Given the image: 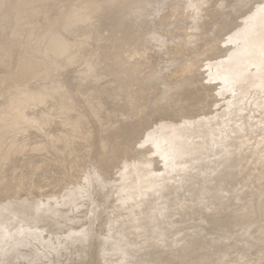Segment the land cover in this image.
Returning <instances> with one entry per match:
<instances>
[{
	"label": "rangeland",
	"instance_id": "1",
	"mask_svg": "<svg viewBox=\"0 0 264 264\" xmlns=\"http://www.w3.org/2000/svg\"><path fill=\"white\" fill-rule=\"evenodd\" d=\"M139 1L0 0L3 20L13 14L10 26L22 25L24 36L13 48L0 44V197L47 201L59 194L69 201L73 219L64 231L27 223L38 233L28 250L35 263L69 244L52 264H136L135 257L137 264H264V165H257L264 164V82L257 69L264 67V46L250 49L246 65L240 58L242 92L218 94L219 81L212 77V65L242 44V38L229 41L234 28L264 0H249L219 34L212 30L228 24L220 14L235 0H154L165 8L153 21L152 11L125 30L129 17L116 20L113 13L126 5L134 9ZM41 30L57 35V48L36 52L28 35ZM116 37L126 46L123 53L111 61L95 58ZM45 42L32 43L42 48ZM23 66L31 71L16 72ZM108 91L117 94L112 102L88 104L104 101ZM141 92L149 96L147 109ZM239 95L247 98L243 107ZM194 127L208 132L202 142L216 150L192 164L182 148L197 138ZM165 132L160 149L172 150L162 158L150 142ZM35 144L38 150L31 149ZM140 153L147 154L150 173L159 174L162 162L168 170L158 175L163 186L148 206L154 208L150 219L127 225L113 209L123 197L121 169ZM227 153L235 154L240 167L220 160ZM11 160L18 164L11 167ZM221 182L229 193L212 197ZM136 209L142 210L134 201L127 213ZM0 264H24L1 239Z\"/></svg>",
	"mask_w": 264,
	"mask_h": 264
},
{
	"label": "bare ground",
	"instance_id": "2",
	"mask_svg": "<svg viewBox=\"0 0 264 264\" xmlns=\"http://www.w3.org/2000/svg\"><path fill=\"white\" fill-rule=\"evenodd\" d=\"M186 2H191L195 5H199L201 3H204L206 0H184ZM218 2V0H215ZM249 0H235V3L231 4L229 6L228 10H225L220 14V16H226L228 19V24H226L225 27L222 28H215L212 30L214 34H219L220 31L225 30L227 27L231 26V22L234 18L239 16V12L241 11V8H246V5L248 4ZM214 3V2H213ZM126 9H124L122 12L119 10L114 11L113 17L114 19L118 20L121 15L127 16L129 20H127V25H125V30L131 28L129 23H131V26H135L134 20H141L147 13L150 15L152 14V11L154 12L153 15L148 16V21L152 22V16H156L161 10L165 8L163 4L160 3V1L154 0H141L137 3L135 6L136 8L131 9L126 5ZM4 12V11H3ZM243 11H241L242 13ZM0 13V29H2L4 34L7 32V35H3L0 37V44L4 45L5 48H13L19 44L20 39L23 36L22 28L23 26H17V27H11L12 20L14 19V15L11 14V17L4 18L1 16ZM10 18V19H9ZM133 20V21H132ZM184 22V21H183ZM186 22V21H185ZM148 24V23H147ZM152 24V23H151ZM141 25V24H140ZM236 24H233L235 26ZM126 26L128 28H126ZM9 28V29H8ZM140 31L143 32L144 26L140 27ZM234 33H232V36L229 41L237 40L238 38H242L241 45L234 46L225 51L220 58L219 61H216L212 65V71H213V78H216L219 81V87H216L214 90L217 91L218 94L222 93L223 91L229 89V88H237L240 90L241 80L243 79V70L244 65L249 63L251 59L253 58L252 51L250 49H253L255 45L262 44L264 46V4L258 8H254L247 16H245L244 21L239 23L233 30ZM129 34V33H127ZM126 34V35H127ZM30 36V37H29ZM57 35L53 33H48L47 31H39L31 35V33L28 35L29 40L31 42V45L34 47L36 52L44 51H52L55 48H57L59 44V40L56 37ZM131 36V34L127 35V37ZM24 37V36H23ZM126 37V36H125ZM42 38H45L46 44L42 46V48H37L35 46V43H32L33 40H40ZM236 38V39H235ZM119 38H110L109 43H107V47L104 49V55L99 54L98 57L95 56L100 61L105 60L106 58L115 60L118 55H121L122 48L126 46H119L120 44L124 43H118L116 40ZM149 40V39H148ZM146 40V41H148ZM143 44V43H142ZM128 48V47H127ZM217 48V47H216ZM215 48V49H216ZM124 49V48H123ZM132 49L130 48L129 51ZM124 51V50H123ZM128 51V49L126 50ZM124 51V52H126ZM128 51V52H129ZM132 51L135 52V49ZM133 52V53H134ZM123 53V52H122ZM131 53V52H130ZM222 53V52H221ZM240 58L243 59L244 62L239 63ZM239 64L241 67H239ZM260 67V66H257ZM256 67V68H257ZM262 67V66H261ZM257 68L258 71H260L261 83L264 82V67ZM31 70H28L23 66V68L16 69V72L19 73H28ZM212 73V72H211ZM91 77V76H90ZM85 80L89 78V76L83 77ZM205 81H208V78L204 79ZM95 81V80H94ZM146 80H143V86H146L147 84ZM182 85H178L176 89L182 88ZM195 87V86H194ZM102 92H105L104 89H102ZM181 92V91H180ZM180 92L176 93V97H174L177 101H179L178 94ZM240 92H242L240 90ZM107 96L104 101H101L98 99L97 103L95 101L88 102L91 106H98L101 103H110L112 102V99H115L117 94L113 93L112 91L106 92ZM188 98L190 97L188 92L183 93ZM140 98L145 104V109H147L150 105L149 96L145 92L140 93ZM161 100V99H159ZM247 98L246 96L239 95L238 103L240 107H243L245 105ZM238 109L237 111H240ZM111 112H113V109H111ZM236 112V111H235ZM169 114V119H170ZM230 121V120H229ZM8 127V126H7ZM11 127V126H10ZM225 126L222 127V129ZM168 133V130L166 131ZM164 133L162 135H157L152 139L150 143H152L153 146H155V151L160 152V156L162 158H166L170 153L172 148L166 150V149H160L161 144L163 143V139L166 136ZM191 133H197V138L194 141L187 140V142H184L183 150L187 153L188 157L192 161L197 162L198 156L204 155V157L207 159L212 156V152H215V145L210 144L209 146L206 145L205 142H202L205 140L206 133L205 131L198 132V129L194 127ZM110 133L109 131L106 132V136L109 137ZM181 136L180 133H177V136ZM178 140V138L176 139ZM147 144H140L139 146L143 149ZM203 145V147H202ZM40 148V145H32V150H38ZM73 153V152H72ZM74 154V153H73ZM199 156V157H200ZM137 159L132 160L130 162V165H125L121 170V193H123V197H121L120 200H118V203L116 204V207L113 209L115 213L116 218H124L126 219L127 225L136 224L139 222H142L146 219H150V213L154 209H151L150 206L152 200V196L158 192L159 188L162 187L159 183V180H157L158 175L165 173L168 168L165 164L162 162V158H160V161L162 162V166L158 168V173H150L147 170V166H149L150 161L148 160V156L146 153H140L137 157ZM236 158L234 153H227L224 154L221 158L223 159L222 162H227L229 167L232 169H237V167H240V163L237 161H234ZM10 166L14 167L18 163L16 161H9ZM264 165L263 163L259 162L257 165ZM196 165V164H194ZM169 167V165H167ZM256 166V165H255ZM230 168V169H231ZM257 168V167H256ZM264 169V168H263ZM262 169L261 172H264ZM58 168L56 167L57 174ZM195 170L200 172L203 170H198L197 167H195ZM221 172L217 174V177L219 178L221 176ZM162 177L160 178L161 181ZM218 190L211 193L212 197L214 198L221 197L223 195H226L229 193V190L226 188V184L221 182V184L217 185ZM138 187V190L136 192L133 191L134 188ZM159 194V193H158ZM233 192H230V195H232ZM235 194V193H234ZM245 195L250 193H243ZM156 195V194H155ZM115 201V200H114ZM113 201V202H114ZM136 201L138 206H141L142 210L138 211L136 209L137 214L133 215V213H127V209L133 204V202ZM232 202H237L236 198L233 200H229ZM155 202H153L154 204ZM0 205L4 208L0 211V239L2 241V244L6 247H11V249L14 252L19 253L21 255L22 260H24V264H52L53 259L52 257H55L61 253H63L65 250H67L70 245H65L56 251L52 252L51 258H49L45 262H38L35 263V259L31 257L28 250L31 246L37 243L38 239V233H36L35 230L28 227V222L33 221V223L38 224V227L41 230H46L52 233H58L62 232L65 229L69 227V224L72 222L73 216H72V208L69 204V201L66 199H62L59 197V194L56 197H49L47 198V201H43L41 199H38L36 197H23L22 199L17 200H11V201H4L3 197H0ZM160 211V209H159ZM26 219V220H25ZM26 222V224H25ZM74 236L79 235V231L75 230L72 232ZM73 236V235H72ZM94 239L95 237L92 236ZM264 250V249H263ZM93 253L89 255V259L92 258ZM136 264L140 263V257H135ZM213 264V263H211ZM254 264H260L259 262H255Z\"/></svg>",
	"mask_w": 264,
	"mask_h": 264
}]
</instances>
